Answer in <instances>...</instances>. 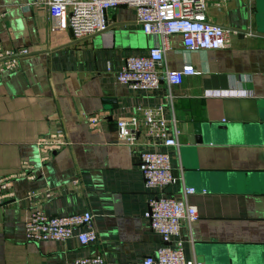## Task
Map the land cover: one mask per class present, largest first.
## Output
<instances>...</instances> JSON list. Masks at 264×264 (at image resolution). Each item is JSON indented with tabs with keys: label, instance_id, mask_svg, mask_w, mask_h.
<instances>
[{
	"label": "crops",
	"instance_id": "obj_1",
	"mask_svg": "<svg viewBox=\"0 0 264 264\" xmlns=\"http://www.w3.org/2000/svg\"><path fill=\"white\" fill-rule=\"evenodd\" d=\"M0 12L1 47L28 50L16 68L0 72V179L9 178L11 193L0 203V264L93 254L105 264H143L155 256L161 238L145 215L150 192L134 154L144 146L120 140L115 117L163 102L167 93L180 129L171 154L180 182L165 193L198 213L180 230L186 257L264 264V0H206L207 20L229 30L226 45L188 50L179 34L169 35L160 73L185 64L198 73L178 84L162 79L155 92L114 77L125 56L159 44L143 32L134 8L107 10L106 29L82 40L46 0H0ZM95 112L104 117L90 126L87 115ZM196 122L211 127L197 134ZM59 130L69 144L43 159L38 138ZM24 162L34 178L14 176ZM185 187L195 191L183 196ZM31 192L37 195L29 200ZM34 207L48 215L88 210L95 241L28 240L25 220Z\"/></svg>",
	"mask_w": 264,
	"mask_h": 264
},
{
	"label": "built area",
	"instance_id": "obj_2",
	"mask_svg": "<svg viewBox=\"0 0 264 264\" xmlns=\"http://www.w3.org/2000/svg\"><path fill=\"white\" fill-rule=\"evenodd\" d=\"M50 12H57L66 20L73 39L82 40L106 29L105 13L120 5L132 7L136 20L146 34L159 38L156 44L141 55H128L122 67L114 71L115 80L141 92H155L162 79L169 84H178L183 75L198 73L190 64L179 70L160 73L166 40L171 34H179L188 50L222 48L227 43L228 31L206 18V0H46ZM58 15V16H59ZM4 16L0 12V20ZM25 48L6 50L0 45V72L18 66L20 56L27 54ZM111 71L110 67H107ZM173 96L166 94L165 101L152 106L137 104L128 116L115 117L117 135L120 140L136 148L137 167L143 177L144 187L150 192L145 215L149 227L160 236V245L155 256L147 257L143 264H198L188 259L180 238L182 225H188L198 218L196 206L184 198L177 199L165 191L180 182V176L171 165L172 148L177 146L180 133L178 120L171 110ZM169 109V110H167ZM169 111V112H168ZM104 117L101 112L87 115L90 126L98 125ZM69 144L63 130L41 136L37 145L45 157L65 148ZM14 176L34 178L32 166L24 162L22 169ZM10 176V177H14ZM9 178L0 179V203L11 197ZM193 187H185L183 196L193 193ZM203 192L205 190H202ZM37 194L29 193L33 199ZM25 236L30 241H62L75 236L81 244L96 239L92 214L88 210L65 215H48L38 208H32L25 220ZM56 264H105L99 254L87 255L71 261Z\"/></svg>",
	"mask_w": 264,
	"mask_h": 264
},
{
	"label": "water",
	"instance_id": "obj_3",
	"mask_svg": "<svg viewBox=\"0 0 264 264\" xmlns=\"http://www.w3.org/2000/svg\"><path fill=\"white\" fill-rule=\"evenodd\" d=\"M193 127H194V133L203 135V133H205L211 127V124L209 122H206V123L196 122V123H194ZM197 139H200V138L197 137ZM197 141H199V140H197ZM198 261H200L202 264H219V263H217V259L215 257H213L212 255L208 256L207 259H205V260L199 259ZM225 264H234V263L228 262Z\"/></svg>",
	"mask_w": 264,
	"mask_h": 264
}]
</instances>
